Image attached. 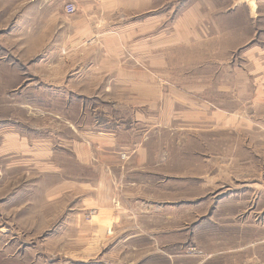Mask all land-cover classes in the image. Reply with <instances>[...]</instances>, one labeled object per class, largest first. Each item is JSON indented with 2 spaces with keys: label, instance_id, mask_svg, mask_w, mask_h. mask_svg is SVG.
Listing matches in <instances>:
<instances>
[{
  "label": "rangeland",
  "instance_id": "rangeland-1",
  "mask_svg": "<svg viewBox=\"0 0 264 264\" xmlns=\"http://www.w3.org/2000/svg\"><path fill=\"white\" fill-rule=\"evenodd\" d=\"M0 264H264V0H0Z\"/></svg>",
  "mask_w": 264,
  "mask_h": 264
},
{
  "label": "crops",
  "instance_id": "crops-1",
  "mask_svg": "<svg viewBox=\"0 0 264 264\" xmlns=\"http://www.w3.org/2000/svg\"><path fill=\"white\" fill-rule=\"evenodd\" d=\"M149 2H150V0H149ZM151 4H152V1H151ZM133 6L136 7L137 5H133ZM60 20L64 21V27L66 28V30L68 31V28H70V31L72 33L73 32V29L71 28L72 17L60 15V19H57V21H59V23H61L62 21H60Z\"/></svg>",
  "mask_w": 264,
  "mask_h": 264
},
{
  "label": "built area",
  "instance_id": "built-area-1",
  "mask_svg": "<svg viewBox=\"0 0 264 264\" xmlns=\"http://www.w3.org/2000/svg\"><path fill=\"white\" fill-rule=\"evenodd\" d=\"M64 9L68 14H73L75 12V6L72 3H66Z\"/></svg>",
  "mask_w": 264,
  "mask_h": 264
}]
</instances>
